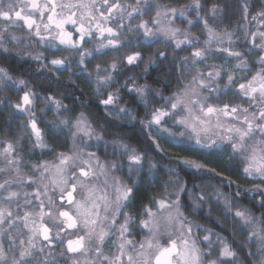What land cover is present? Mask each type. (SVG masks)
Instances as JSON below:
<instances>
[{"label": "snow or ice", "instance_id": "snow-or-ice-1", "mask_svg": "<svg viewBox=\"0 0 264 264\" xmlns=\"http://www.w3.org/2000/svg\"><path fill=\"white\" fill-rule=\"evenodd\" d=\"M255 4H259L260 10L251 18L264 24V0H255V3L243 0L240 4L242 18H248ZM227 8L228 0H187L182 4L179 0H170L166 4H160L158 0H135V4L122 0H0V48L9 51L4 47L5 40L14 44H44L50 49L63 46L75 52L79 57L78 64L86 71L85 60L93 52L108 55L105 49L118 52L125 47L121 39L125 29L135 33L136 48L142 41L149 42V46L170 42L177 49L182 45L193 47L195 50L190 56L181 61L192 71L191 80L173 95L165 97L164 104L147 111L145 119L139 123L146 130L151 145L158 150L162 149L154 131L167 133L173 139L186 138L201 148L222 151L230 148V159L243 165V174L260 181L251 189L242 190L237 185L235 192V197L242 191L258 195L259 201L254 195L253 202L258 203L260 216L255 214V209L238 207L235 197L223 200L225 209L232 214L235 230L246 237L247 243L241 242L240 246L252 259H241L225 238L188 219L179 198V193L187 190V184L181 182L174 169H169L171 175L163 186L171 188L170 195H176V199H171L170 195L159 199L153 196L140 210L139 220L123 212L134 195V187L115 175L123 167L120 162L102 163L95 152L77 145V140L83 142L84 137L103 139L81 112L74 120L69 117L61 119L59 124L53 122L54 131L63 125L71 132L75 149L71 154L58 153L57 162L26 163L21 139L3 142L4 146L0 148V264H61V261L63 264H264V31L244 34L245 42L251 45L246 52L231 47L217 49L235 58L238 61L236 68L246 72L243 82L233 92L240 102H218L220 94L236 83L233 75H228V83L222 89L217 83L220 70L210 66L212 70L204 72L197 67L210 55L214 42L222 45L226 38L229 45L234 43L233 36L237 34L220 28L223 21L219 18ZM189 14H194V19L189 18ZM146 15L148 19H144ZM178 18L188 26L202 25L207 36L204 47H196L199 37H192L176 26ZM133 20H139V23L133 25ZM16 31L21 35L17 36ZM88 40H96L97 47L87 49ZM28 55L38 61L48 59L40 54L32 56L29 52ZM143 56L142 51L135 50L126 54L123 62L129 66L137 65ZM154 56L166 58L167 51L158 49ZM153 62L149 58L145 72ZM48 63L65 65L68 58L51 59ZM120 63L114 55L110 63L104 61L103 66L95 65L97 94L112 85L113 73L118 71ZM7 87L23 91L12 107L27 116V122L21 127L30 129L32 147H49L34 112L37 93L29 88L27 81L14 80L0 68V88ZM119 91L106 92V98L100 99L99 103L106 109L116 105L120 113L130 116L127 108L119 106ZM128 91L143 100L152 90L149 85H138L133 79ZM213 93L216 94L215 101L209 102ZM46 99L57 111L67 109V105L53 96ZM130 119L135 117L130 116ZM169 121L178 127L173 130ZM119 148L120 155L127 157L130 176L140 175L147 153L123 142ZM175 159L197 171L223 177L229 185L236 184L216 168L209 167L207 162ZM147 163L150 169L157 167L150 160ZM24 167L29 169L28 173L24 172ZM28 188L32 190L28 191ZM216 195L218 200L223 196L219 192ZM196 200L194 208L201 207L206 197L201 193ZM120 216H123L122 222ZM194 228L205 234L202 237L194 234ZM214 235L218 244L215 249ZM202 243L207 247H202ZM106 244H111L114 251L105 253ZM252 245H255V251L251 250ZM56 248L61 250L55 251Z\"/></svg>", "mask_w": 264, "mask_h": 264}, {"label": "trees", "instance_id": "trees-1", "mask_svg": "<svg viewBox=\"0 0 264 264\" xmlns=\"http://www.w3.org/2000/svg\"><path fill=\"white\" fill-rule=\"evenodd\" d=\"M160 4L169 3L170 0H158ZM187 0H179V3H185ZM223 2V0H221ZM243 0H228V8L219 19L223 21L222 25L232 28L233 23L242 22V14L240 4ZM250 3H255V0H250ZM260 10L259 4H255L248 15L246 24L249 26V32L264 31V26H259L258 21L252 20V15H255ZM131 43L125 44L118 52L114 49L106 50L108 55L103 53H96L86 58L85 65L87 70H83L82 66L78 64V60H73L68 55L75 54L70 49L59 48L55 52L48 49L43 50L39 43H23L21 47L9 49L5 52L0 48V68L5 69L14 80L23 79L28 82L29 88L37 93V99L41 102L48 96H53L56 100L61 101L67 105V109H60V113L64 118H75L81 112L85 113L87 119L91 122L92 127L97 134L103 136V141L113 142L116 139H122L140 152H146V161L155 163L157 167L155 171L158 173L157 178L153 177L151 180L148 177L150 174L147 170H141V174L137 176H130L128 170L122 168L115 172L125 177L126 180L140 178L141 182L134 190V195L131 198L125 213L134 215L140 219L139 213L145 204L155 196L157 199L169 196L173 190L166 189L163 185L171 175L169 169H174L179 175L181 182H186L187 190L179 193L181 207L189 220L197 221L202 226L209 227L218 234H223L228 239L229 244L237 251L241 259H252L246 256V249L241 248V242L247 243L245 235L241 231L235 230L231 213L220 209L219 200L215 201V196L212 194L214 186H219L231 198L235 197L237 185L243 189H250L251 183L247 182L246 178H237L232 168V160L227 151L225 156H220L221 152H207L201 149L198 145L187 140L186 138L173 139L169 135L162 134V138H157L162 150L156 149L151 145V141L146 136V130L143 125L139 123L141 119H145L147 112V105L145 99L141 100L135 93L128 91L132 86L134 79L138 85H149L151 92H159L163 97H169L176 93L185 82L182 79V58L190 56L191 51L195 50L193 47L182 46L175 48L172 43H151L142 41L141 46L136 48L137 37L135 33L128 35ZM35 39V38H34ZM196 47H204V44L199 42ZM221 47H231L233 50L246 52L250 43L234 42L229 45L224 43L222 45L212 44V49ZM158 49H166V58H158L154 53ZM140 50L144 53L142 61L137 65H127L123 62V57L132 51ZM32 56L42 55L47 57V60L32 59ZM120 59L121 63L118 66V71L113 73L115 80L108 88L101 89V93L96 92V73L94 71L95 65L100 63L103 66L104 61L111 62L113 56ZM68 58V63L64 68L54 66L48 63L51 59ZM149 58L154 62L148 66L147 71H144L148 65ZM255 58V57H254ZM47 65V67H45ZM88 73H92L88 75ZM246 74V72H245ZM127 82V85H126ZM119 89L120 103L122 106L132 109L136 119L131 123L124 122L118 118H112L104 105L99 103L100 99H104L105 93ZM27 90V89H23ZM207 94V93H205ZM23 95L22 90H17L15 87L0 88V145L4 141H15L21 139L24 145L22 153L23 160L26 163L35 164L41 161H52L60 152L70 154L73 150V141L71 132L63 125L60 128L54 129V123L59 124L58 118L53 115L54 111L51 108L43 107L44 110L38 109V125L45 135V142L48 144L47 150L38 151L37 148L32 147L29 141L30 129H22V123L27 122V118L23 114H19L12 107L17 102L20 96ZM43 105V104H42ZM152 105V104H151ZM158 105V104H155ZM110 107L108 106V109ZM133 115V116H134ZM33 140V137L31 138ZM78 143V141H77ZM2 146V145H1ZM54 149V151H53ZM110 150V149H108ZM103 156H99L104 161H113L112 157H116L117 152L110 151ZM175 157L181 159H194L201 162H207L209 167H214L222 172L224 176L235 180L236 184L229 185L228 181L223 177H214L207 172L197 171L183 163L178 162ZM219 161H224L225 169L217 165ZM239 165V164H238ZM225 171H224V170ZM29 169L24 167V172L28 173ZM154 171V170H153ZM119 172V173H118ZM240 171H238L239 173ZM240 174V173H239ZM155 178V179H154ZM235 178V179H234ZM238 181V182H237ZM203 193L206 197L205 202L201 207L194 208L196 198ZM255 194L248 192H241L239 197H235V203L238 207L255 209L257 216L261 215L258 203L253 202ZM171 199H176V195H170ZM260 197L255 195V200L258 202ZM238 223V222H237ZM198 235L202 237L201 234ZM218 246H214V249ZM253 251V247H251ZM215 255V252H214Z\"/></svg>", "mask_w": 264, "mask_h": 264}, {"label": "rangeland", "instance_id": "rangeland-1", "mask_svg": "<svg viewBox=\"0 0 264 264\" xmlns=\"http://www.w3.org/2000/svg\"><path fill=\"white\" fill-rule=\"evenodd\" d=\"M122 2L130 3V4H135V0H122ZM152 14L154 15V13H152ZM148 18L149 17L147 15L144 17V19H148ZM189 18H193L194 19V14H189ZM241 21L242 22H240V23H233L231 29L228 28L225 25H222V24L220 25V28L221 29L222 28H227L228 31L235 32L237 35H234L233 36V41L234 42H240V43L243 44V43H245V35L244 34L246 32H249V26H248V24H246L247 19L245 20V19L242 18ZM125 23L127 24L128 22L125 21ZM136 23H139V20H133L132 21V24L133 25L136 24ZM175 23H176V26L181 27L182 29L186 30L190 36H192V37H199V42H201V43L204 44V41L207 39V36H206V33L202 29V25H200V24H194L193 26H188L185 21H183L182 19H179V18L175 21ZM258 23H259V21H258ZM258 25L260 27L261 26H264V24H260V23ZM69 31H72V29H71L70 26H69ZM15 34L17 36H19V35H21V32L20 31H16ZM131 34H133V32H128L127 29H125V30L122 31V33H121V39L125 42V44H128V41H130L129 38H128V35H131ZM74 38H75V34H74ZM249 39H250V37H249ZM257 41H258V38H257ZM145 42H147V41H145ZM25 43L28 44L27 42H25ZM224 43H228L226 38L224 40ZM3 44H4V47H6L8 49H13V48H19L20 49V47H21L20 44H14L13 42L8 41V40H5L3 42ZM214 44L221 45V44H218V43H215V42H214ZM40 45H41V48L43 50L48 49L51 52H55L59 48H63V46H59L57 49H50V48H47V46L44 45V44H40ZM182 46H185V45H182ZM85 47L87 49H89V50H92L95 47H97V41L96 40H88L87 43L85 44ZM106 50H112V49H105L104 51H106ZM256 51H259V50L257 49ZM93 53L96 54L97 52H93ZM68 56L70 58H72L73 60H77L78 59V57H77L76 54H69ZM253 59H255V58L253 57ZM237 63H238V61L235 58L229 57L225 53L218 52L217 51V48H216V49H212L211 50L210 55L207 57V59L205 61H203V62H201V63H199L197 65V67L201 71H204V72L211 71L212 70V67H210V66H214L216 69L220 70L221 71V77L219 78V80L217 81V83L219 84V86L222 89L224 88V85H226L228 83V79H227L228 75L231 74V75L234 76V79H235L236 83L234 85H232L230 89H226V90H224L223 93L220 94L219 101H218L220 103L229 102V101H233V100H235L237 102H240L239 99L233 95V92L238 87V84L241 83V82H243L242 77H244L246 74H245V71L244 70L236 68V64ZM65 66H66V64L65 65H60V66H54V67L55 68H58V67L64 68ZM257 67H258V65H257ZM181 71H182V79H183V82H185V84H187L191 80L192 71L189 68L184 67L183 65L181 67ZM215 86L216 85L214 84L213 87H215ZM205 95H207V94H205ZM164 98L165 97H163L162 94H160L159 92H151L150 91L147 94V96L144 98L145 99V103L147 105V110L146 111L151 110L154 106L155 107H159L162 104H164L165 103V99ZM215 98H216V94L213 93L212 94V99L209 102H214L215 101ZM118 103H119V106L124 107V106L121 105L120 101ZM155 104H158V105H155ZM44 106H46L47 109L48 108L53 109L54 110V111H52L54 113L53 115H55L58 118V120L64 119L65 116H63V114L60 113V110L57 111V109L55 108V105L54 104H52L51 102L47 101V99H43L40 102L36 98V101H35L33 107H34V112H35V116H36L37 121H38V116H37L38 115V109L44 110L43 109ZM109 107H110L109 109L111 110V112H109L108 109H107V112H108V114L112 118H118L119 120H122L124 122L131 123L133 120L130 119V116L131 117H135V115L133 114L134 111H132V109H130V108L125 107V108H127L129 110V113H130V116H129V115H126L125 113H120L118 111V108H117L116 105H111ZM25 117L27 118V116H25ZM135 119H136V117H135ZM169 125L173 128V130H175L178 127L176 125H172L171 124V121H169ZM38 127H39V125H38ZM154 129H155V126H154ZM162 134L168 135L167 133L155 132L154 131V135L157 138H162L163 137ZM162 139H164V138H162ZM33 140H34V137H33ZM77 141H78L77 145H79L81 147H84L86 151L95 152L96 155H97V157H99V159H100V161L102 163L105 162V161L100 158V156H99L100 153H103V156H104L107 153V150L110 149V150H108V151L111 152L109 155L112 156L113 155L112 153L117 152L116 157H112L113 158V161L120 162L123 165L122 168L128 170L127 157H124V156H121L120 155L121 149L119 148V144L121 142L126 143L124 140H122V139H116V141L108 142V141H103V140H97V139H95V137H93L91 139H89L88 137H84L83 138V142H81L79 139ZM126 144H128L131 147V145L128 142ZM1 145H0V148H2L4 146L3 142H2ZM201 149L206 150L207 152H214V153L219 151V152H221L220 153V156H225V154L227 152L225 150L222 151V150H219V149H207V148H201ZM37 150L42 152V151L47 150V148H37ZM74 150L75 149H74V145H73V150L72 151H74ZM226 150L229 151V156H230L231 149L230 148H227ZM70 154H71V152H70ZM220 159L221 158L218 159L217 165L218 166H221V167H223L225 169L226 164L224 163V161H219ZM54 162H57L56 161V158L54 159ZM238 164H239V161L232 160V165L231 166H232V168H235L234 173L237 176V178H240V177L241 178H246L247 179V182L248 183H251V185H252V186H250V189L253 187L254 184H257V183L260 182L258 179H253V178H250V177H247L246 175H244L243 172H242L243 165H240V164L238 165ZM141 170H147V173L150 174L148 176L150 178L149 180H151L153 177L157 178L158 173L155 171V169L153 171V169H150L149 168V165H148V163L146 161V158H145V163L141 167ZM238 171H240L239 172L240 174L238 173ZM116 176H118L121 179H123L125 183L129 184V186L134 187V190H136L137 186L141 182V179L140 178H134V179L126 180L125 177H123L122 175L117 174ZM0 178H2V176H0ZM102 180H103V177H101V182H102ZM27 190L28 191H31L32 188H28ZM214 191H216V193H214L212 195L215 196V201L218 200L217 199V195H216L218 192L223 194V196L219 199L220 209L223 210V212L224 211L227 212V210L224 207L223 200H224V198H228V199H233V198H231L226 193H224V191L221 190L219 186H217V187L214 186ZM164 197H166V196H164ZM42 199H43V197H42ZM196 202H197V200H196ZM128 204H129V202H127V205ZM127 207L128 206H126L123 209V212H125V210L127 209ZM153 208L155 210V207L154 206H153ZM119 220L122 222L123 221V216H120L119 217ZM137 220H139V219H137ZM190 221H192L194 225L195 224H199V223H197V221L196 222L193 221V220H190ZM199 225H201V224H199ZM202 228H207V227L202 226ZM207 229H211V228L208 227ZM211 230H212L213 233L219 235L221 238H225L226 239V242L229 243L228 242V239L226 238V236H224L223 234H218L213 229H211ZM113 231H115V229H113ZM198 232L202 236L205 234L203 231H200V230H197V229L194 228V234H198ZM113 239H115V237H113ZM212 239H213V247L214 246H218V244L216 243V235H214L212 237ZM201 246L202 247H207L206 243H202ZM252 247H253V251H255L256 250L255 245H252ZM110 250L114 251L113 246L111 244H106L105 247H104L105 253H108Z\"/></svg>", "mask_w": 264, "mask_h": 264}, {"label": "flooded vegetation", "instance_id": "flooded-vegetation-1", "mask_svg": "<svg viewBox=\"0 0 264 264\" xmlns=\"http://www.w3.org/2000/svg\"><path fill=\"white\" fill-rule=\"evenodd\" d=\"M62 235H69V234H64V233H62ZM61 249H59V248H56L55 249V251H60ZM61 264H63V261H61Z\"/></svg>", "mask_w": 264, "mask_h": 264}]
</instances>
